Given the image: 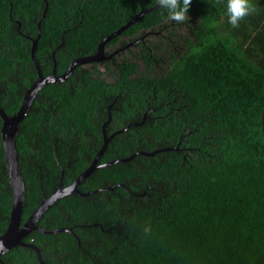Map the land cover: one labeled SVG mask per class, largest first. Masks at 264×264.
I'll return each instance as SVG.
<instances>
[{
  "label": "trees",
  "instance_id": "obj_1",
  "mask_svg": "<svg viewBox=\"0 0 264 264\" xmlns=\"http://www.w3.org/2000/svg\"><path fill=\"white\" fill-rule=\"evenodd\" d=\"M45 1L35 52L44 75L52 72V51L61 74L157 3ZM45 1L0 0V109L7 115L37 78L31 39ZM251 3L257 12L233 28L226 0H192L194 26L172 21L161 46L174 44L179 26L191 34L168 56L148 52L141 64L133 50L121 61L112 55L105 65L115 71L112 82L94 62L36 92L15 139L25 187L21 224L58 187L62 171L64 187L91 164L109 111L107 137L134 124L110 137L97 163L133 158L96 168L77 189L100 191L71 192L36 222L45 230L71 227L75 236L32 231L23 238L45 264H264V0ZM166 18L158 6L123 32L168 29ZM11 206L0 135V235ZM0 264L40 263L34 249L15 245Z\"/></svg>",
  "mask_w": 264,
  "mask_h": 264
},
{
  "label": "water",
  "instance_id": "obj_2",
  "mask_svg": "<svg viewBox=\"0 0 264 264\" xmlns=\"http://www.w3.org/2000/svg\"><path fill=\"white\" fill-rule=\"evenodd\" d=\"M45 1V0H43ZM159 5L156 3L153 7H149L147 9L141 10L140 13L135 15L133 18L128 20L124 25L120 26L117 30H115L113 33L107 35L102 39V41L98 44V50L100 51L101 48H103V45L106 42H109L110 39L113 37L119 35L124 29H126L128 26H130L132 23H134L140 16H142L144 13L148 12L149 10L158 7ZM47 9V3L45 1V7L42 13V16L40 20L37 23L38 28V35L36 38L31 39L32 45L30 49V55L32 62L37 70L38 76L35 79V81L30 85V87L26 90L21 105L16 113L13 115H7L2 109H0V117L2 119L1 128H0V135L1 140L3 144V150H4V158H5V165L7 169V174L9 177V182L11 184L12 188V206L10 211V217L8 221L7 228L5 229L4 233L0 235V256L4 254L6 251H8L10 248H12L15 245H22L25 247H30L36 251V258L39 261L40 264H45V262L41 258L40 250L34 246L29 245L24 242H21V240L27 236L32 231L41 232L43 234H54L58 232H70L74 236L75 234L72 232V228H56L51 230H45L36 225V222L38 219L42 216V214L58 199L61 197L69 194L70 192H77L81 196H86L92 193H95L97 191H100L101 188L89 191L87 193H82L77 189V186L80 184L82 180H84L87 176H89L96 168L102 167L111 163L116 162H123V161H129L133 158L134 155H130L127 158L113 160L110 163L107 164H101L98 165V160L100 159L101 155L103 154L105 147L107 145L108 140L111 136H113L115 133L120 132L128 128L129 126L134 125L131 123L130 125L126 126L122 130L114 132L111 136L107 137L105 132V126L111 119L110 111L108 113V120L103 126V138L104 143L101 147V149L98 151V153L95 155L94 159L92 160L91 164L82 172L80 173L69 185H66L62 187V179H63V171L61 172L60 181L58 183V187L53 190L48 195H45L43 199L41 200L40 204L34 209V211L29 215V217L21 224L22 221V210H23V204H24V181L22 178L21 170L18 163V156H17V150H16V144L15 139L19 130V125L21 121L25 118L32 100L34 96L36 95V92L44 85L49 83H59L67 79L71 71L78 65L85 64L88 60H92L93 57H82L74 59L69 63V65L66 67L65 71L61 74L56 73V62L54 58V52H52V59H53V71L50 75L43 76L40 70V67L36 60V48H37V42L40 37V24L42 20L45 17V11ZM96 54H100L99 52ZM111 57V56H110ZM143 118H146V113L143 115ZM177 150L178 147H172V148H163L159 150H155L153 152L149 153H143L145 155H153L155 152L163 151V150ZM76 240L79 242V239L76 237Z\"/></svg>",
  "mask_w": 264,
  "mask_h": 264
},
{
  "label": "clouds",
  "instance_id": "obj_3",
  "mask_svg": "<svg viewBox=\"0 0 264 264\" xmlns=\"http://www.w3.org/2000/svg\"><path fill=\"white\" fill-rule=\"evenodd\" d=\"M191 3L192 0H157L159 7L167 11L165 22L173 21L176 23H184L189 20L187 14ZM226 11L229 24L233 28H238L242 20L257 12V8L251 3V0H226ZM149 230L145 229L146 232Z\"/></svg>",
  "mask_w": 264,
  "mask_h": 264
},
{
  "label": "rangeland",
  "instance_id": "obj_4",
  "mask_svg": "<svg viewBox=\"0 0 264 264\" xmlns=\"http://www.w3.org/2000/svg\"><path fill=\"white\" fill-rule=\"evenodd\" d=\"M189 23H190V25H193V26H194V22H192L191 20H189ZM166 24H167V28H168V29H165V31H167V30L173 28V27H172V24H174V23H172V22H170V21H167ZM165 31H164V30H159V28H158L156 31H150L149 34H148V37H146V39H145V43L148 41V39H149V41L152 40V41H156L157 43H160V42H159L160 37H158V36H159L160 34L167 35V33H166ZM175 33H176L175 36L172 37V39H173V41H174V44L169 43V44H167L165 47H162V49H167V51L170 50V51L173 53L178 47H182V46H183V39H184L185 35H187V34H191V32H190L188 26H179V27H177ZM111 40H112V39H110V41H111ZM162 40H163V39H162ZM110 41H109V42H106V43L103 45V48L100 49V51H99L98 48H97V50H96L92 55H89V57H93V56H94L93 59H92L91 61L88 60L87 62H85V64H82V66H84V67H90L91 64L95 62V64H97V67H98L100 73H102L101 76H103L106 80L112 82V81L115 79V71H113L114 73L108 74L107 71L105 70V69H106L105 65L110 61V56L112 57V55H113V53L110 54V52L105 53L106 47H107L108 44H110ZM113 45H114V44H113ZM113 45L111 44L107 49H115L116 46H113ZM138 47H139V46H137V48H138ZM130 48H131L132 50H135V49H133L132 47H130ZM162 49H161V50H162ZM52 52H53V51H52ZM98 52L100 53L99 55L96 54V53H98ZM54 53H55V52H54ZM153 54H155V55L158 56L160 53L157 52V50H155V51L153 52ZM87 57H88V56H87ZM180 57H181V56H179V58H180ZM101 60H102V61H101ZM100 61H101V62H100ZM97 62H100V63L98 64ZM163 66H165L166 69L168 68V65H167V64H166V65H163ZM111 69H113V67H111ZM40 70H41V69H40ZM52 71H53V68H52ZM41 73H42V70H41ZM51 73H52V72H51ZM56 73H57V71H56ZM42 75H43V76H47V75H50V74L44 75V74L42 73ZM37 76H38V73H37ZM70 193H71V192H70ZM62 228H69V227H62ZM30 233H31V232H30ZM40 233H41V232H40ZM67 233H70V232H67ZM71 234H72V233H71ZM21 242H24L23 239L21 240ZM24 243H26V242H24ZM26 244H28V243H26ZM29 245H30V244H29ZM34 246H35V245H34ZM37 248H38V247H37ZM38 249H39V248H38ZM39 250H40V249H39ZM35 253H36V251H35ZM40 254H41V252H40Z\"/></svg>",
  "mask_w": 264,
  "mask_h": 264
},
{
  "label": "flooded vegetation",
  "instance_id": "obj_5",
  "mask_svg": "<svg viewBox=\"0 0 264 264\" xmlns=\"http://www.w3.org/2000/svg\"><path fill=\"white\" fill-rule=\"evenodd\" d=\"M170 22H172V21H170ZM166 26H167V24H166ZM159 30L165 31V28H159ZM141 31H143V29L140 28L138 31L134 32V34H130V35H126L124 32H122L120 34V36L117 38L116 42H113V43H110L107 45L105 53H108V52H110V54L113 53V55L116 57V60L121 61L122 58L125 56V54L129 55V51L132 50L130 47H132L133 49H135L133 51L137 52V54H138L137 60H139L141 64H143V62L141 61V58H143L142 55H146L148 52H151V54H152L155 50H157V52L160 53L159 55L168 56L166 54L167 49H162V47H165L166 45L161 46V44L163 42H165L167 35L160 34L158 36V37H160V40H159L160 43L156 42L157 44H155L154 41H152V40L149 41V39L145 43V39H146V37H148L149 32L150 31H156V30L152 29V28H147L146 30H144V32L141 33ZM165 32L168 33V31H165ZM123 42H125V44ZM111 44L112 45L114 44L113 46H116L115 49H107ZM158 45L160 46V49L157 47ZM137 46H139V47L137 48ZM110 59H112V58H110ZM100 62H97V63L99 64ZM118 63H120V62H118ZM163 67H165V66H163Z\"/></svg>",
  "mask_w": 264,
  "mask_h": 264
}]
</instances>
